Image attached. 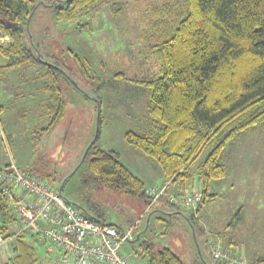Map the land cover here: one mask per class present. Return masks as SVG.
I'll return each mask as SVG.
<instances>
[{"label": "rangeland", "instance_id": "1", "mask_svg": "<svg viewBox=\"0 0 264 264\" xmlns=\"http://www.w3.org/2000/svg\"><path fill=\"white\" fill-rule=\"evenodd\" d=\"M53 1L59 3L34 1L32 16L22 19L24 23L28 20L24 43L29 38V44L35 45L44 60L60 64L69 74L60 77L64 115L33 147L31 129L47 122L46 106L51 103L50 93L43 90L49 85L45 68L24 64L0 76V168L14 164L60 189L84 214L126 230L155 203L143 206L121 190L102 186L89 169L85 152L97 131L95 144L118 152L120 162L144 185L159 174L163 177L158 163L129 146L123 134H154L157 130L147 111L148 90L132 79L162 75L152 45L171 28L168 16L177 17L185 10V3L98 0L95 8L76 14L74 20L59 21ZM167 3L172 4L170 14L154 12ZM164 19L167 23L161 24ZM70 52L81 59L89 77ZM5 63L7 59L0 54V65ZM232 143L229 157L233 163L227 168V176L211 181L214 196L199 212L170 204L163 196L156 202L165 204L163 212L194 213V227L181 217L170 219L171 214L155 212L170 220V226L163 231L166 221L156 222L152 216L146 230L147 214H143L131 241L121 249L131 264H149L141 248L144 240L151 241L156 250L171 249L184 264H216L210 244L239 252L246 264H264V124L251 127ZM206 153L202 151L191 165L192 183L183 191L201 186L198 165ZM16 231L13 223L9 238L0 242V264H7L18 252ZM21 236L35 249L37 264H53L54 253L41 239L30 232Z\"/></svg>", "mask_w": 264, "mask_h": 264}, {"label": "trees", "instance_id": "2", "mask_svg": "<svg viewBox=\"0 0 264 264\" xmlns=\"http://www.w3.org/2000/svg\"><path fill=\"white\" fill-rule=\"evenodd\" d=\"M34 1L0 0V34L11 40L8 46L0 45V54L7 59V63L0 65V76L24 64L45 68L49 85L43 90L50 93L51 103L46 106L47 122L31 129V143L36 147L63 118L65 104L60 77L69 74L60 64L44 60L35 45L29 44V38L28 45L24 43L28 20L24 23L22 19L32 16ZM97 3L98 0H59L52 5L57 20L72 21L76 14L88 12ZM184 3L185 10L174 19L168 16L172 19L171 28L152 45V53L162 65V75L132 79L148 90L147 111L157 130L154 134L127 131L123 138L141 154L152 157L165 180L181 188L192 183L194 175L190 167L206 150L198 165L202 188L198 211L214 196L210 193L211 181L225 176L222 158L227 145L251 127L264 124V0H184ZM170 5L163 4L154 12L168 15ZM160 23L167 22L164 19ZM72 53L89 77L81 59ZM97 140L98 133L85 154L89 155V169L102 186L121 190L144 206L149 201L144 183L120 162L118 152L98 147ZM182 213L194 227V213ZM13 222L0 191L3 240L9 238ZM141 248L149 264H184L171 249L156 250L151 241L144 240ZM17 251L7 264L38 263L35 249L22 236L17 238Z\"/></svg>", "mask_w": 264, "mask_h": 264}, {"label": "built area", "instance_id": "3", "mask_svg": "<svg viewBox=\"0 0 264 264\" xmlns=\"http://www.w3.org/2000/svg\"><path fill=\"white\" fill-rule=\"evenodd\" d=\"M167 183L145 189L149 205L162 196L182 209L195 211L202 200L197 186L178 193L167 192ZM0 191L14 217L16 235L30 232L54 253L53 264H131L121 249L130 242L138 220L126 230L84 214L55 187L14 164L0 168ZM0 242L2 238L0 237ZM209 245L213 259L226 264H246L239 252Z\"/></svg>", "mask_w": 264, "mask_h": 264}, {"label": "crops", "instance_id": "4", "mask_svg": "<svg viewBox=\"0 0 264 264\" xmlns=\"http://www.w3.org/2000/svg\"><path fill=\"white\" fill-rule=\"evenodd\" d=\"M0 40H2L1 42H0V45L1 46H8L9 44H11V40L9 39V37L8 36H6V35H3V36H0ZM235 142V141H234ZM232 144H234V143H232L231 142V144H229V145H227V147H226V149H225V151H224V154H223V158H222V162H223V165H224V167H225V176H227V171H228V167L229 166H231L232 165V163H233V161H232V159L229 157V154H230V148H231V146H232ZM247 168H248V165L246 166ZM245 167V168H246ZM162 174H163V172H162ZM142 181V180H141ZM165 182H167L166 180H165V178H164V175H163V177H161L160 176V174H159V176L158 177H156L148 186H146L145 185V187L147 188V187H159V186H162V185H164L165 184ZM186 187H180L177 183H171L170 181L168 182V186H167V191L168 192H171V193H178V192H181V191H183V189H185ZM166 199V196H164L163 197V199ZM161 202V201H160ZM165 207V204H163L162 202L161 203H155V204H153L152 205V207H151V209H149V210H147L146 211V214H147V218H146V220H147V228H146V230L150 227V223H149V218L150 217H152V216H154V219L156 220V222H162V221H166V227H165V229H163V231H165L169 226H170V220H163V218L160 216L161 214H158V213H155V212H162V213H164V214H166V215H169V214H171V215H169V218L170 219H176V218H178V217H181V218H183L186 222H188L189 223V221H188V219H187V217H185L180 211L179 212H175V211H172V212H163L162 210H163V208ZM154 212V213H153ZM199 212V211H198ZM149 216V217H148ZM197 216H199V215H197ZM195 218H197L196 216H195ZM199 218V217H198ZM106 221V220H105ZM115 225V224H114ZM188 226H189V224H188ZM22 235V234H21ZM33 235V234H32ZM32 237H34V235L32 236ZM10 250V249H9ZM9 250H8V252H9Z\"/></svg>", "mask_w": 264, "mask_h": 264}, {"label": "water", "instance_id": "5", "mask_svg": "<svg viewBox=\"0 0 264 264\" xmlns=\"http://www.w3.org/2000/svg\"><path fill=\"white\" fill-rule=\"evenodd\" d=\"M8 26H10V27H12V28H15V27H17V28H19L20 27V24H17V25H15V24H8ZM96 135H97V131H96ZM96 135H95V137H94V139L96 138ZM93 139V140H94ZM89 147V146H88ZM88 149V148H87ZM87 151V150H86ZM85 154H86V152H85ZM59 191H60V189H59Z\"/></svg>", "mask_w": 264, "mask_h": 264}]
</instances>
